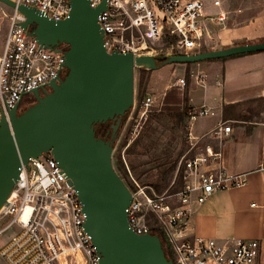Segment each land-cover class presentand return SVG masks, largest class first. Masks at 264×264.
Masks as SVG:
<instances>
[{
	"label": "built area",
	"instance_id": "2783aa9c",
	"mask_svg": "<svg viewBox=\"0 0 264 264\" xmlns=\"http://www.w3.org/2000/svg\"><path fill=\"white\" fill-rule=\"evenodd\" d=\"M35 7L46 17L60 21L68 17L71 0H13ZM106 1L107 10L98 21L109 52L151 54L152 44L164 37L171 38L172 54H193L207 46L210 17L216 23L226 19L223 12L205 15L206 0H90L92 7ZM213 5L221 7L219 0ZM155 8L161 13L157 14ZM12 9V8H11ZM25 16L12 9L8 16L5 39L0 38V121L27 94L48 86L58 76L64 78L67 47L45 48L21 23ZM206 76L196 77L204 87ZM176 85L186 86L185 78ZM33 95V94H32ZM138 116L162 105L147 95L136 103ZM159 110L158 108H156ZM214 108L203 104L191 114V120L214 117ZM232 127L222 122L204 137L215 138L220 144L230 135ZM192 148L204 138L189 134ZM130 144V143H129ZM125 149L122 158L125 160ZM132 202L128 209L130 227L139 235L161 236L173 264H258L261 243L258 240L232 238L218 241L191 230L195 205L205 203L215 192L247 184L244 173L229 174L222 165V152L205 144L182 167V188L177 192H149L133 177L128 165ZM181 166V165H180ZM125 182V181H124ZM77 191L50 152L24 165L7 201L0 209V258L5 264H98L99 255L87 234ZM161 239V238H160ZM165 250V248H164ZM80 257V259L78 258Z\"/></svg>",
	"mask_w": 264,
	"mask_h": 264
},
{
	"label": "water",
	"instance_id": "95a60500",
	"mask_svg": "<svg viewBox=\"0 0 264 264\" xmlns=\"http://www.w3.org/2000/svg\"><path fill=\"white\" fill-rule=\"evenodd\" d=\"M17 9L45 48L65 45L64 78L35 89V103L21 112V103L0 121V209L24 165L50 152L77 191L86 215L85 230L99 255L98 264H173L155 234H137L128 209L132 194L113 164L119 127L135 104V70L191 64L264 52V43L237 44L193 54H172L162 64L152 54L109 52L98 18L104 1L71 0L67 18L46 17L35 7L0 0ZM112 122L110 139L99 137L96 125Z\"/></svg>",
	"mask_w": 264,
	"mask_h": 264
},
{
	"label": "rangeland",
	"instance_id": "374dc122",
	"mask_svg": "<svg viewBox=\"0 0 264 264\" xmlns=\"http://www.w3.org/2000/svg\"><path fill=\"white\" fill-rule=\"evenodd\" d=\"M214 1L206 0L205 15L215 16L221 11L226 15V19L222 23H216L210 17L205 18V21L212 27L209 29L211 36H205L207 46L202 51L213 49L217 44H225L223 42L245 43L264 38V0H219L221 3L220 8L213 5ZM155 10L161 17V13L156 8ZM11 12L12 9L9 6L0 2V38L2 42L5 39L8 16ZM171 41V38L166 36L152 44L153 50H150L151 54L157 57L159 64H162L163 57H167L171 53ZM190 70V68L187 69V67L181 65H175L174 70L172 69L170 73H154L152 70H147L140 86V70L136 68L135 104L127 115V120L124 123L119 139L116 141L113 152L114 167L128 187L132 185L130 176L126 177V180L123 178L117 168L115 157L118 155V147L126 134L129 136V143L137 136H140V139L131 151V155L127 156L124 153L125 166L126 164L128 165L129 160L137 163L138 175H132L149 192H156L154 184L158 182L161 185L169 183V187L163 193L166 191L172 192V190L180 186V177L178 175L181 176L180 172L183 170L184 160L192 157L199 149L203 148L206 143L204 140H209L203 138L195 148H192L189 144L188 136L190 131L196 136L195 127L197 122L201 118H208L199 117L194 121L191 120V114L198 111L201 102H199V92L196 90L194 77ZM174 72L176 74L173 75ZM182 77L186 81L184 89L176 85V79ZM171 89L178 90L181 96L188 100L180 107L184 111L190 109V112L185 114L183 121H180L178 117L181 111L174 110L175 112H171L170 110H165L164 98ZM147 95L154 96L159 102H162V105L156 106L154 111L148 112L146 119H141L138 116V105L136 107V103L138 104ZM35 102L32 94L25 95L20 107L21 112ZM229 114H234L239 119L247 115L250 117L251 122L264 123V99L263 101H253L241 105L239 108L230 110ZM251 126L253 124L247 125L248 128ZM173 164L176 165L172 167ZM127 172H129L128 169ZM177 178V184L170 190ZM0 264H5L1 258Z\"/></svg>",
	"mask_w": 264,
	"mask_h": 264
},
{
	"label": "crops",
	"instance_id": "0c3cea01",
	"mask_svg": "<svg viewBox=\"0 0 264 264\" xmlns=\"http://www.w3.org/2000/svg\"><path fill=\"white\" fill-rule=\"evenodd\" d=\"M223 43L209 50L240 44ZM175 65L191 69L200 96L199 107L206 104L217 112L216 116L197 122L196 137L203 138L219 124L227 122L232 130L223 143L212 138L204 140L205 144L211 143L221 150L222 165L229 174L247 175L245 186L215 192L205 203L194 206L190 224L192 233L201 234L206 228L207 235L218 241L232 238L258 240L261 243L258 264H264V123L241 121L238 116L229 114L241 105L264 99V53L165 65L153 72L170 73ZM200 74L206 76L204 87L196 84ZM225 113L227 120H224ZM242 124H253L250 132L247 125Z\"/></svg>",
	"mask_w": 264,
	"mask_h": 264
},
{
	"label": "trees",
	"instance_id": "16d2710c",
	"mask_svg": "<svg viewBox=\"0 0 264 264\" xmlns=\"http://www.w3.org/2000/svg\"><path fill=\"white\" fill-rule=\"evenodd\" d=\"M254 43H264V38H260V39H257V40H252V41H248V42L240 43V44H254ZM204 51H206V50H204ZM245 55H248V54H245ZM245 55H238L237 57L245 56ZM234 57H236V56H234ZM162 60L163 61L167 60V57H163ZM139 70H140V82H139V85L141 86L142 83H143V80H144V75L146 74L147 70L145 68H139ZM187 101H188L187 99H185V98H183L181 96V94H180V92H178V90L171 89L168 93H166L165 98H164L165 110H170L171 112H175L174 110H178V112L181 111L178 114V117H179L180 121H183V119L185 117V114L190 112V109H186V111H184V109L180 108V107H182V105L184 103H186ZM256 101H263V99L256 100ZM251 102H253V101H251ZM227 119H229V118H228L227 114L225 113L224 120H227ZM239 120H241V121H251L250 117L247 116V115L242 116V118H240ZM247 131L250 132V129L248 128ZM139 139H140V136H137V138H135L129 144V136L126 134L123 137V139H122V141H121V143H120V145L118 147V155L115 156L116 157L117 168L119 169L120 174H122V176H123V178L125 180H126V177L128 178V172H127L125 163L123 161L121 152H122L123 149H125V154H127V156L131 155V151L134 149V147L136 146V143L138 142ZM129 161L130 162L128 163V166H129V169H130L131 173L134 174V175H138V165H137V163L132 161V160H129ZM175 165L176 164H173L172 167H174ZM180 173H181V176L178 175L180 177L179 178V185L180 186H178L177 188L172 190L175 187V185L177 184V182H178V178H177L176 182L174 183V185L170 189V190H172V192H177V191H179L182 188V185H183V183H182L183 182L182 181V171ZM154 185H155V191H156L157 194H162L163 191L166 190L169 187V183L161 185L160 182H158L157 184H154ZM160 238H161L163 247L165 248V253H166L167 257L170 258V254H169V252H168V250L166 248L165 242H164V240H163V238L161 236H160Z\"/></svg>",
	"mask_w": 264,
	"mask_h": 264
},
{
	"label": "flooded vegetation",
	"instance_id": "af4514ba",
	"mask_svg": "<svg viewBox=\"0 0 264 264\" xmlns=\"http://www.w3.org/2000/svg\"><path fill=\"white\" fill-rule=\"evenodd\" d=\"M112 125H113L112 122L96 125V133H97V135L99 137H102V138L107 139V140L110 139L111 135L113 133ZM123 126L124 125H121L119 127L118 132H119L120 135H121V131L123 129ZM120 135H119V137H120Z\"/></svg>",
	"mask_w": 264,
	"mask_h": 264
},
{
	"label": "bare ground",
	"instance_id": "6f19581e",
	"mask_svg": "<svg viewBox=\"0 0 264 264\" xmlns=\"http://www.w3.org/2000/svg\"><path fill=\"white\" fill-rule=\"evenodd\" d=\"M1 2V1H0ZM2 3V2H1ZM4 4V3H3ZM79 259H80V257H78ZM63 264H65V262L63 263Z\"/></svg>",
	"mask_w": 264,
	"mask_h": 264
}]
</instances>
